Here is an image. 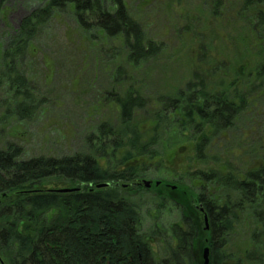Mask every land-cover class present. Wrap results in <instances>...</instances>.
Listing matches in <instances>:
<instances>
[{"label": "trees", "instance_id": "trees-1", "mask_svg": "<svg viewBox=\"0 0 264 264\" xmlns=\"http://www.w3.org/2000/svg\"><path fill=\"white\" fill-rule=\"evenodd\" d=\"M198 8L219 18L226 0H198ZM238 8V15H248V26L241 20L250 34L247 41L256 47L255 53L259 50L258 59L252 60L254 69L228 81L226 68L224 77L210 89L196 76L186 86L189 92L159 98L163 105L153 116L150 135L143 134L135 121L136 112L146 105L138 93L127 92L113 100L117 118L99 123L88 133L83 151L24 159L20 146L0 147V264H195L192 249L198 246L209 248L208 264H263L264 253L252 247L243 258L232 259L226 247L230 236L242 227L237 213L248 208L259 226L250 242L256 247L264 244V165L242 177L224 175L210 166L190 171L186 177L200 183L196 194L180 185L168 187L164 194L156 188V209L173 203L180 217L169 227L154 224L148 234L142 232L138 202L131 198L130 189L119 184L142 177L158 157L156 147L167 142L160 137V129L177 135L173 146L178 138L193 139L195 159L201 166L217 163L204 153L211 149L212 138L218 131L232 129L250 108L246 101L250 90L264 91V0H239ZM68 9L82 31H98L118 41L121 46L110 49L119 54L124 49L133 66L144 64L162 48L147 40L142 26L128 14L125 0H47L44 6L31 9L8 35L2 60L7 62L9 89L17 87L27 94L28 84L14 60L24 57L26 42L43 23ZM118 72L123 70L119 67ZM33 111L20 102L14 107L18 121ZM185 133L190 137L184 138ZM52 181L67 183L66 188L74 191L48 189ZM101 184L108 186L97 187ZM155 242L165 257L156 258L151 246Z\"/></svg>", "mask_w": 264, "mask_h": 264}, {"label": "rangeland", "instance_id": "rangeland-1", "mask_svg": "<svg viewBox=\"0 0 264 264\" xmlns=\"http://www.w3.org/2000/svg\"><path fill=\"white\" fill-rule=\"evenodd\" d=\"M46 2L0 0V147L9 143L18 145L24 159L63 157L85 150L83 142L88 133L99 123L117 118L118 107L113 100L127 92L138 93L146 105L136 112L135 121L148 136L153 116L163 105L159 98H175L180 91L189 92L186 86L196 76L210 89L224 77L226 68L227 74L230 72L227 80L231 81L240 72H251L254 60L258 59L259 50L255 53L256 47L247 41L248 15H238L239 0H226V9L219 18L205 15L198 8V0H125L128 14L142 26L147 40L162 44L156 56L133 66L128 63L124 49H120V54L110 49L121 46L118 41L108 40L98 31H82L69 9L54 13L39 27L38 34L26 42L24 57L14 60V67L24 74L28 84L27 94L22 95L23 91L17 87L9 89L4 71L7 62L2 60L4 46L8 35L19 28L31 9ZM119 67L123 72L117 73ZM246 98L250 108L240 115L232 129L218 131L212 138L211 149L204 152L217 160L215 165L211 162L201 166L196 161L193 139L178 138L173 146L177 135L168 128L160 129V137L167 142L156 147L158 157L138 178L141 187L133 190L129 183H120L124 185L122 188L130 189L131 198L139 204L144 234L156 223L162 227L177 224L180 217L173 203H167L166 209H156V182L167 184L161 187L163 194L173 185L196 194L200 183L186 177L190 171L210 166L224 175L242 177L248 170L264 165V91L252 89ZM19 102L34 109L22 121L14 113ZM188 137L185 133L184 138ZM100 163L105 165L104 161ZM143 181H150V186L146 188ZM68 185L52 181L47 188ZM252 211L248 208L237 213L242 227L229 238L226 250L232 254L231 259L243 258L251 247L264 253V244L256 247L250 242L255 227L259 228ZM151 246L156 258L166 256L159 244ZM205 248L209 251L207 246L192 249L195 264H203ZM209 256L210 251L208 261Z\"/></svg>", "mask_w": 264, "mask_h": 264}, {"label": "water", "instance_id": "water-1", "mask_svg": "<svg viewBox=\"0 0 264 264\" xmlns=\"http://www.w3.org/2000/svg\"><path fill=\"white\" fill-rule=\"evenodd\" d=\"M143 184H144V186L146 187V188H148L149 186H150V184H151V182L150 181H143ZM157 184H159V182H156V185ZM106 186H108V184H101V185H97V187H106ZM57 190V192H59V193H67V192H71V191H74V190H72V189H69V188H60V189H56ZM204 221H205V223H206V221H207V219H206V216L204 217ZM208 249L207 248H205L204 250H203V260H204V262H203V264H208Z\"/></svg>", "mask_w": 264, "mask_h": 264}, {"label": "flooded vegetation", "instance_id": "flooded-vegetation-1", "mask_svg": "<svg viewBox=\"0 0 264 264\" xmlns=\"http://www.w3.org/2000/svg\"><path fill=\"white\" fill-rule=\"evenodd\" d=\"M137 180L138 179H135V181H133V183L130 184L131 185L130 189L136 190V189H139L141 187L142 184L139 181H137ZM119 184H117V186H119ZM165 185H167V184H165ZM122 187H124V185ZM125 187H128V185H126ZM161 187H165V186L162 185L160 182H159V184L155 185V188H160L159 192L161 191ZM200 211L202 212L201 209H200Z\"/></svg>", "mask_w": 264, "mask_h": 264}]
</instances>
